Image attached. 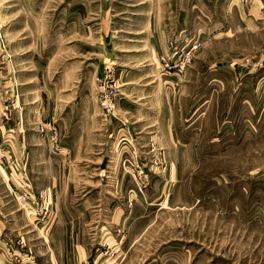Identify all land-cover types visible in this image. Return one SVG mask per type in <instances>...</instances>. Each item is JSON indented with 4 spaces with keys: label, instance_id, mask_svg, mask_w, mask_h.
<instances>
[{
    "label": "rangeland",
    "instance_id": "obj_1",
    "mask_svg": "<svg viewBox=\"0 0 264 264\" xmlns=\"http://www.w3.org/2000/svg\"><path fill=\"white\" fill-rule=\"evenodd\" d=\"M155 11L188 25L166 43L160 66L173 47L203 43L183 74L161 66L181 81L172 87V124L192 154L172 149L169 161L151 144L147 153L136 145L108 158L132 182L126 212L137 202L147 207L128 219L119 245L90 253L88 264H264V0H0V264L53 260L47 174L27 168L19 139L36 131L53 151L61 144L54 123H36L28 103L49 95L58 73L94 74L107 19L122 43L119 29L145 26ZM115 68L108 59L93 78L106 119L120 95ZM164 175L165 186L153 187Z\"/></svg>",
    "mask_w": 264,
    "mask_h": 264
},
{
    "label": "crops",
    "instance_id": "obj_2",
    "mask_svg": "<svg viewBox=\"0 0 264 264\" xmlns=\"http://www.w3.org/2000/svg\"><path fill=\"white\" fill-rule=\"evenodd\" d=\"M164 8L169 11L171 5ZM155 12L145 26L136 22L132 29H119L120 40H126L122 43L116 41L119 36L114 37V24L105 14L107 20L100 27L97 41L101 60L94 74L89 67L81 75L79 70L58 73L51 78L49 95L34 96L28 103L34 107L36 123L45 120L54 123L61 144L59 150L53 151L47 135L39 132L38 135L36 131L19 139L25 145L19 148L25 149L27 168L31 170L32 164H37V169L42 168L47 174L45 187L49 192L45 201L51 209L48 252L53 259L50 264H88L90 253L119 245L116 239L128 219L147 207L136 201L132 211L126 212L122 203L129 189L127 185L130 187L132 182L112 170L109 157H116L136 145L147 153L151 144L163 151L169 161L172 149L179 156L192 154L185 139L181 140L183 144L179 142L181 138L172 124V87L179 86L181 81L177 82L175 75L166 77L159 62L166 43L172 36L176 38L185 33L188 25L180 19L167 21L168 17ZM84 35H90V31L86 29ZM108 59L116 63L120 95L116 110L106 119L95 100L93 78L103 73ZM186 87L187 80L179 87L180 95ZM198 121L199 118H192L195 127ZM121 138L125 139V148L120 144ZM12 154L19 157L23 153L13 151ZM164 178L165 175L155 178L152 186L164 187L167 182Z\"/></svg>",
    "mask_w": 264,
    "mask_h": 264
},
{
    "label": "built area",
    "instance_id": "obj_3",
    "mask_svg": "<svg viewBox=\"0 0 264 264\" xmlns=\"http://www.w3.org/2000/svg\"><path fill=\"white\" fill-rule=\"evenodd\" d=\"M202 45L201 41L196 40L188 45L173 47L172 53L162 58L164 60L163 65L161 64L163 70H172L176 75L183 74Z\"/></svg>",
    "mask_w": 264,
    "mask_h": 264
}]
</instances>
